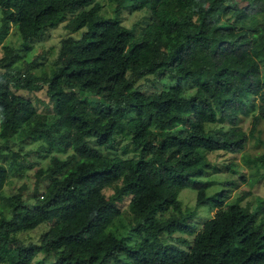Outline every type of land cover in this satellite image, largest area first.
Instances as JSON below:
<instances>
[{
  "label": "trees",
  "instance_id": "16d2710c",
  "mask_svg": "<svg viewBox=\"0 0 264 264\" xmlns=\"http://www.w3.org/2000/svg\"><path fill=\"white\" fill-rule=\"evenodd\" d=\"M109 2L147 9L151 22L137 33L103 18L99 0H0V138L41 141L51 156L33 205L4 193L9 168L0 162V263L33 264L44 253L58 264H264V197L244 205L229 188L208 194L202 179L216 168L211 153L243 152L264 120V0ZM66 21L49 74L23 69L5 43L14 26L29 51ZM148 75L177 82L147 94L135 78ZM45 87L52 113L17 92ZM249 116L250 133L240 125ZM121 129L131 157L105 152ZM245 160L254 182L263 179L264 153ZM189 186L197 206L216 209L198 231L180 198ZM44 223L38 241L21 238Z\"/></svg>",
  "mask_w": 264,
  "mask_h": 264
},
{
  "label": "rangeland",
  "instance_id": "374dc122",
  "mask_svg": "<svg viewBox=\"0 0 264 264\" xmlns=\"http://www.w3.org/2000/svg\"><path fill=\"white\" fill-rule=\"evenodd\" d=\"M102 4L101 16L103 18H119L124 25L133 28L137 33L151 22V12L147 9L133 11L129 7L118 8L115 3L109 0H99ZM2 23V12L0 7V25ZM66 22H62L56 27H50L45 34L30 42L31 49L27 51V45L22 40L17 29L12 26L11 32L5 40V43L16 49L22 56L21 65L23 69L27 67L30 71L36 74L43 72L51 73L55 67L58 57L61 40L69 34L65 27ZM81 32L74 35L79 37ZM4 54L3 48L0 46V55ZM177 79L168 77L163 80L154 79V76L148 75L145 77L135 78V84L140 86L147 94L171 87L175 85ZM186 92L192 94L194 89L191 85L185 83ZM22 94L34 101L39 112L52 113L55 111L53 104L47 94L46 87L41 90L24 91L18 90ZM103 105L100 101L99 108ZM240 125L248 133L252 127V117H244ZM220 126V124H209V127ZM228 128V124H226ZM264 141V120H262L259 131L256 137H250L246 149L241 153H230L226 151H215L210 154L212 163L216 165L209 174L202 179L210 181V186L207 190L208 194L222 189H231V198L242 197V204L248 205L255 203L257 197H264V178L259 182H254L253 169L246 162V157H254L264 153V145L259 142V139ZM43 142L32 141L30 139H21L19 136H14L10 139L0 138V162L6 164L9 168V179L4 188L6 195H13L17 192H22L25 199L34 204V193L37 189L43 191L49 180L45 179L44 175L38 174L42 168H47L51 162V156L48 151L41 148ZM107 154H118L131 157L134 155V146L131 143V137L124 134L123 130H119L117 141L114 147ZM48 154V155H47ZM71 154L61 153L63 158ZM17 155V156H16ZM13 158H16V167L12 166ZM231 165L233 168H229ZM105 193L110 196L113 193L112 188L105 190ZM184 206L193 213L192 222L196 230H200L204 222L214 216L216 209L209 206H197V190L193 186H189L182 190L180 194ZM131 197H126L120 202V206L129 221L131 212L130 207ZM48 228L46 223L40 225L37 229L23 232L20 234L24 241H38L41 239L42 233ZM127 231H121V236H126ZM177 235V234H176ZM188 239H192L190 235H180ZM168 241H175L168 238ZM1 264V263H0ZM33 264H58V258L55 256L41 253L34 260ZM108 264H114L110 261Z\"/></svg>",
  "mask_w": 264,
  "mask_h": 264
}]
</instances>
